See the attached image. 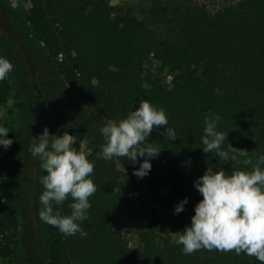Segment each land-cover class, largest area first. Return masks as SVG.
Masks as SVG:
<instances>
[{"label":"trees","instance_id":"trees-1","mask_svg":"<svg viewBox=\"0 0 264 264\" xmlns=\"http://www.w3.org/2000/svg\"><path fill=\"white\" fill-rule=\"evenodd\" d=\"M28 1L29 14L23 17L9 1L0 0V39L12 75L27 86L33 104L41 99L34 88L43 72L71 87L105 120L126 118L148 100L165 110L167 127L178 138L169 141L160 134L162 127L154 128L144 143L163 149L156 160L183 155L195 179L208 167L226 175L252 168L237 161L223 164L202 151L209 112L220 117L225 150L230 144L247 150L253 162L264 155V0H141L138 10L116 8L111 0ZM154 62L159 66L153 67ZM37 106L29 122L34 137L47 122ZM32 142L23 147L17 178L0 186V264H13V255L14 264H260L254 256L234 251L183 254L182 245L171 242L172 233L190 225L191 218L168 219L156 210L141 232L129 231L139 243L130 246L117 228L129 197L119 185L116 165L99 159L89 160L97 191L89 197L88 219L81 223L87 235L64 236L39 217L44 187L33 174L26 175L27 166L34 171L41 165L37 158L25 161ZM238 153V161L246 158ZM7 155L0 149V167ZM12 163L15 167L19 161ZM195 191L198 203L202 196ZM17 192L20 208L14 211L6 199L7 193L16 199ZM69 203L71 199L54 207L68 215Z\"/></svg>","mask_w":264,"mask_h":264},{"label":"clouds","instance_id":"clouds-1","mask_svg":"<svg viewBox=\"0 0 264 264\" xmlns=\"http://www.w3.org/2000/svg\"><path fill=\"white\" fill-rule=\"evenodd\" d=\"M12 70L13 64L0 56V81L5 80ZM219 121L218 115L211 112L205 115L202 151L214 154L223 164L237 161L252 168L250 171L235 170L226 175L223 170L214 171L208 167L194 182L202 199L195 205L191 223L182 231L172 233L171 242L182 245L185 255L201 249L234 251L237 255L254 256L260 264H264V155H259L253 162L247 150L237 149L231 144L225 150L223 144L227 137L218 130ZM168 122L163 108L141 100L139 107L126 118L119 121L108 119L100 127L104 143L99 155L108 160L127 158L133 165V174L142 179L150 174L151 161L163 150L157 145L144 143L154 128L162 127L164 131L160 134L169 141L178 138L176 131L167 127ZM9 132L0 125V148L4 150L13 143V139L8 137ZM75 141L76 137L67 131L62 136L55 135L45 127L40 135L34 137L29 151L40 160L46 173L40 177L44 187L39 196V203L43 205L39 211L41 221L55 227L64 236L79 233L84 237L87 232L81 223L88 219L91 208L89 197L97 188L91 178L94 163L82 150L72 147ZM238 150L239 156L245 159L237 160ZM69 199L71 212L62 215L59 207L54 206H60ZM187 202L185 197L175 205V214L184 211Z\"/></svg>","mask_w":264,"mask_h":264},{"label":"rangeland","instance_id":"rangeland-1","mask_svg":"<svg viewBox=\"0 0 264 264\" xmlns=\"http://www.w3.org/2000/svg\"><path fill=\"white\" fill-rule=\"evenodd\" d=\"M10 2L16 12L26 17L29 14L30 2L28 0H7ZM141 0H111V4L116 8L131 7L138 10L142 7ZM203 1V0H201ZM145 4V3H144ZM3 31L0 30V37ZM3 45L0 39V56L5 58ZM10 53V50L8 49ZM159 66L157 62L153 63V67ZM166 73V72H165ZM40 84L34 89L41 99L31 101V97L22 85V81L16 82V79L10 73L7 78L0 81V125L6 127L10 132L8 137L13 139V143L9 149H1L6 155L10 154L9 160L5 165L0 167V186L5 185L14 177L17 178L18 170L23 167V147L28 142H32L34 137L32 128L30 127V119L36 115L35 106L38 105L37 112L43 113L42 119L47 117V122L41 127L42 132L45 127L49 129L50 134L63 135L67 131L70 135L76 137V141L72 145L77 151L82 150L86 157L90 159L105 160L108 163L115 164L120 173L119 185H124L129 202L126 203L118 219V230H120L129 240L130 246L138 247V235L130 233V230L141 232L146 224L151 220V213L156 210L157 214L165 216L168 219L179 220L190 219L194 214L195 202L194 182L196 181L192 169V164L183 155L176 154L166 160L151 161L152 168L150 174L138 178L133 174V165L127 158H116L108 160L103 158L101 145L104 138L100 132V127L106 123L102 116L90 109L87 103L78 98L64 82L56 84L46 74L38 75ZM171 78L167 75L166 82L170 84ZM31 98V99H30ZM38 103H37V102ZM33 104V105H31ZM43 110V111H42ZM42 121V120H41ZM8 156V155H7ZM29 161L35 159L28 154ZM16 158L19 164L14 163ZM25 159V158H24ZM38 159V158H37ZM7 160V159H6ZM39 160V159H38ZM142 160V158H141ZM40 161V160H39ZM135 167H139L136 165ZM18 168V169H17ZM27 176L33 174L36 184L40 182V177L45 174L41 165L36 169L27 166ZM29 192V189L27 190ZM8 194L7 204L15 211L19 210V197L21 193H16V199ZM28 196V194H26ZM185 197L188 202L184 211L175 214L174 207ZM4 202V201H3ZM4 202V203H5ZM11 251H15V239L12 240ZM12 252V253H13ZM13 255V254H12ZM14 264V255L11 263Z\"/></svg>","mask_w":264,"mask_h":264}]
</instances>
